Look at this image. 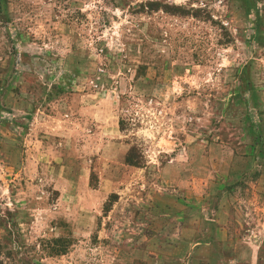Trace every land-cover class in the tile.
<instances>
[{
  "label": "rangeland",
  "instance_id": "374dc122",
  "mask_svg": "<svg viewBox=\"0 0 264 264\" xmlns=\"http://www.w3.org/2000/svg\"><path fill=\"white\" fill-rule=\"evenodd\" d=\"M0 264H264V0H0Z\"/></svg>",
  "mask_w": 264,
  "mask_h": 264
},
{
  "label": "trees",
  "instance_id": "16d2710c",
  "mask_svg": "<svg viewBox=\"0 0 264 264\" xmlns=\"http://www.w3.org/2000/svg\"><path fill=\"white\" fill-rule=\"evenodd\" d=\"M126 162L129 166L139 167V165H140L139 164L140 162H136V159L134 157H132L131 154L127 157Z\"/></svg>",
  "mask_w": 264,
  "mask_h": 264
}]
</instances>
